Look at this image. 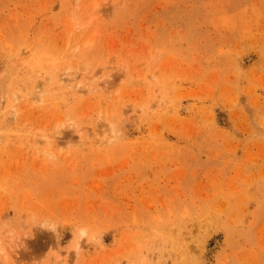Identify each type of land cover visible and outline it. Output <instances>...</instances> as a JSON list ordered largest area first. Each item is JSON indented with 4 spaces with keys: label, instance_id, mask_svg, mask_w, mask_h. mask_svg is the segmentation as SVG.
Here are the masks:
<instances>
[{
    "label": "rangeland",
    "instance_id": "374dc122",
    "mask_svg": "<svg viewBox=\"0 0 264 264\" xmlns=\"http://www.w3.org/2000/svg\"><path fill=\"white\" fill-rule=\"evenodd\" d=\"M0 264H264V0H0Z\"/></svg>",
    "mask_w": 264,
    "mask_h": 264
},
{
    "label": "bare ground",
    "instance_id": "6f19581e",
    "mask_svg": "<svg viewBox=\"0 0 264 264\" xmlns=\"http://www.w3.org/2000/svg\"><path fill=\"white\" fill-rule=\"evenodd\" d=\"M50 73V72H49ZM44 74H46V73H44ZM44 74H43V76H44ZM48 74V73H47ZM47 76V75H46ZM45 76V77H46ZM43 78V77H42ZM61 80V79H60ZM62 81V80H61ZM40 82V81H39ZM44 83H45V81H44ZM40 84V83H39ZM59 86V85H58ZM44 100V99H43ZM43 136V135H42ZM46 138V137H45ZM48 138V137H47ZM53 138V137H52Z\"/></svg>",
    "mask_w": 264,
    "mask_h": 264
}]
</instances>
